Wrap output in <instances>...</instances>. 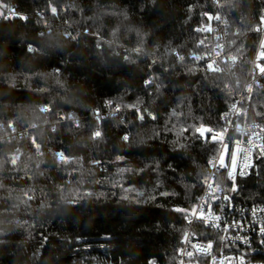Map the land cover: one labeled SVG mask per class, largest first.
Here are the masks:
<instances>
[{
	"label": "trees",
	"instance_id": "1",
	"mask_svg": "<svg viewBox=\"0 0 264 264\" xmlns=\"http://www.w3.org/2000/svg\"><path fill=\"white\" fill-rule=\"evenodd\" d=\"M0 6V264H178L217 154L195 130L232 104L264 0L224 1L237 78L199 62L215 0ZM245 111L264 121V78ZM241 187L264 202L263 175Z\"/></svg>",
	"mask_w": 264,
	"mask_h": 264
},
{
	"label": "built area",
	"instance_id": "2",
	"mask_svg": "<svg viewBox=\"0 0 264 264\" xmlns=\"http://www.w3.org/2000/svg\"><path fill=\"white\" fill-rule=\"evenodd\" d=\"M224 1L215 0L216 12L200 28L199 45L205 52H202L199 62H207L211 70L237 78L238 74L234 72L237 59L228 52L229 19L223 12ZM257 33L259 40L248 70L233 85L236 96L232 104L221 114L218 127L204 128L212 131L211 138L206 134L202 136L217 143V154L208 161V172L188 212L178 264H264L261 257L264 256V202L246 204L241 201L242 182L264 177V161L260 160L264 155V121H248L245 111L246 96L264 78V16ZM116 113L113 111L108 115L113 117ZM62 120L67 121V117L63 115ZM68 120L77 125L75 118ZM19 154L17 149L11 158L15 161ZM254 162V174L249 175ZM237 168L246 177L238 181V192ZM233 195L237 198L235 207L239 212L231 211ZM254 223L256 227H253Z\"/></svg>",
	"mask_w": 264,
	"mask_h": 264
},
{
	"label": "snow or ice",
	"instance_id": "3",
	"mask_svg": "<svg viewBox=\"0 0 264 264\" xmlns=\"http://www.w3.org/2000/svg\"><path fill=\"white\" fill-rule=\"evenodd\" d=\"M196 30H197V29H194V31H196ZM29 50L31 51V49H29ZM262 70H264V69H262ZM195 131H196L197 134H206L209 138H211V137L213 136L212 131H211V130H208V129L197 128ZM96 135H99V133H96ZM125 139H127V137H125ZM229 149H230V151H231V145L229 146ZM260 160H261V161H264V155H262V156L260 157ZM255 163H256V162H254L253 168L250 170L249 175L254 174V171H255ZM236 171H237V177H236L237 188H236V191L238 192V191H239L238 181H239L240 179H242V178H246V177H243V176L240 174V169H239V168H237ZM229 183H230V185H231L232 182L230 181ZM231 199H232V201H233V206H232V208H231V211H237V212H239V209L235 207V203H236V199H237L236 196L233 195V197H232ZM218 208H219V203L217 202V210H218ZM226 210H228V209H226ZM146 211H147V210H146ZM244 215H245V213H244ZM222 223H223V222H222ZM253 227H256V224H255V223L253 224ZM150 264H152V262H150Z\"/></svg>",
	"mask_w": 264,
	"mask_h": 264
},
{
	"label": "rangeland",
	"instance_id": "4",
	"mask_svg": "<svg viewBox=\"0 0 264 264\" xmlns=\"http://www.w3.org/2000/svg\"><path fill=\"white\" fill-rule=\"evenodd\" d=\"M3 10H4V8L2 6H0V16H3V14H4ZM53 12H56V11L53 9ZM201 128H205V127H201Z\"/></svg>",
	"mask_w": 264,
	"mask_h": 264
}]
</instances>
